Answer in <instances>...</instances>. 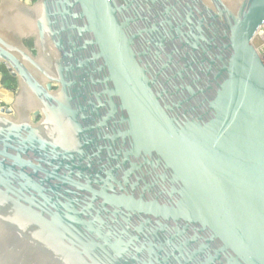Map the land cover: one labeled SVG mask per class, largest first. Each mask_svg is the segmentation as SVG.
Wrapping results in <instances>:
<instances>
[{
	"label": "water",
	"instance_id": "water-1",
	"mask_svg": "<svg viewBox=\"0 0 264 264\" xmlns=\"http://www.w3.org/2000/svg\"><path fill=\"white\" fill-rule=\"evenodd\" d=\"M31 12L49 35L12 45L0 264H264V0Z\"/></svg>",
	"mask_w": 264,
	"mask_h": 264
},
{
	"label": "flooded vegetation",
	"instance_id": "flooded-vegetation-1",
	"mask_svg": "<svg viewBox=\"0 0 264 264\" xmlns=\"http://www.w3.org/2000/svg\"><path fill=\"white\" fill-rule=\"evenodd\" d=\"M39 0H0V112L11 110L19 91L20 81L16 65L10 62V56L16 57L12 45L19 43L34 58L39 56L37 40L39 33L48 38L47 20L41 28L33 21L32 10ZM132 16L131 11L125 13ZM55 28L51 33L56 41L65 38L64 28L74 25L75 20L61 18L52 20ZM140 24V22H139ZM55 49L53 48V51Z\"/></svg>",
	"mask_w": 264,
	"mask_h": 264
},
{
	"label": "built area",
	"instance_id": "built-area-1",
	"mask_svg": "<svg viewBox=\"0 0 264 264\" xmlns=\"http://www.w3.org/2000/svg\"><path fill=\"white\" fill-rule=\"evenodd\" d=\"M258 39L259 40V46L255 47V49L257 50L260 58L262 59L263 63H264V30H259L258 33L256 34L254 41Z\"/></svg>",
	"mask_w": 264,
	"mask_h": 264
},
{
	"label": "rangeland",
	"instance_id": "rangeland-1",
	"mask_svg": "<svg viewBox=\"0 0 264 264\" xmlns=\"http://www.w3.org/2000/svg\"><path fill=\"white\" fill-rule=\"evenodd\" d=\"M253 45L256 46V47H258V46H259V40L256 39V40L254 41Z\"/></svg>",
	"mask_w": 264,
	"mask_h": 264
}]
</instances>
